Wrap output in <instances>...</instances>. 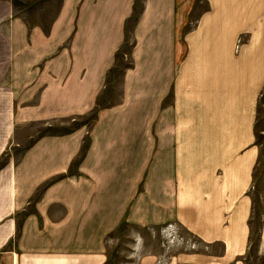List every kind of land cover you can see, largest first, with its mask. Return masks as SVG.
<instances>
[{
  "label": "crops",
  "instance_id": "obj_1",
  "mask_svg": "<svg viewBox=\"0 0 264 264\" xmlns=\"http://www.w3.org/2000/svg\"><path fill=\"white\" fill-rule=\"evenodd\" d=\"M138 1L57 0L37 19L0 0V264H112L123 222L222 250L174 243L165 260L135 243L124 264H235L249 248L264 0H202L194 18V0H141L118 104L35 133L91 112Z\"/></svg>",
  "mask_w": 264,
  "mask_h": 264
},
{
  "label": "rangeland",
  "instance_id": "obj_2",
  "mask_svg": "<svg viewBox=\"0 0 264 264\" xmlns=\"http://www.w3.org/2000/svg\"><path fill=\"white\" fill-rule=\"evenodd\" d=\"M12 4L13 11L16 14L30 16L37 19H48L53 16L57 9V0H8ZM141 0L137 2L134 14L129 18L125 26V39L117 50L113 67L108 71L106 88L97 98L91 112L86 117H77L75 120L66 121V123H53L52 125H40L35 130L36 135L63 133L72 128H78L86 125L89 127L97 120L100 109L103 111L117 105L121 98V79L129 67H131L130 52L132 48V39L130 29L133 26L134 19L140 13ZM191 17H195L197 12L205 5L202 0H194ZM1 12V9H0ZM191 22V19L189 20ZM189 28V25L185 26ZM184 27V28H185ZM257 142L260 146V155L257 165L253 171V184L251 186L252 211L249 218L250 235L249 248L246 253L235 264H264V90L259 98L258 120L256 122ZM261 130V133L259 132ZM85 144L84 152L87 148ZM23 145L15 147L11 145L9 153L17 160L23 151ZM83 152V153H84ZM1 161L7 160L3 156ZM77 163V161H76ZM180 226L171 223L157 226L155 229L147 227H138L123 222L118 229L111 233L107 239L109 253V263L124 264L135 257L133 248L135 243H140L139 253L162 252V256L167 260L171 254L179 251V248H172L175 244L182 245L184 250H200L206 248L201 245L197 237L183 229ZM192 247V248H191ZM171 248V249H170ZM205 252L221 253L220 248L214 250H205Z\"/></svg>",
  "mask_w": 264,
  "mask_h": 264
}]
</instances>
